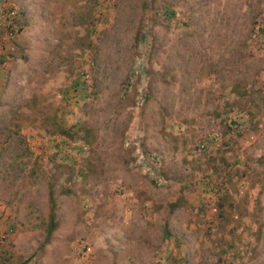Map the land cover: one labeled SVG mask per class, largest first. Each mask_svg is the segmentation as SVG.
<instances>
[{
	"label": "rangeland",
	"instance_id": "1",
	"mask_svg": "<svg viewBox=\"0 0 264 264\" xmlns=\"http://www.w3.org/2000/svg\"><path fill=\"white\" fill-rule=\"evenodd\" d=\"M1 254L264 264V0H0Z\"/></svg>",
	"mask_w": 264,
	"mask_h": 264
},
{
	"label": "trees",
	"instance_id": "2",
	"mask_svg": "<svg viewBox=\"0 0 264 264\" xmlns=\"http://www.w3.org/2000/svg\"><path fill=\"white\" fill-rule=\"evenodd\" d=\"M143 43H144V45H146V37H145V35L143 36ZM51 220L52 221H51L49 229H48V236L52 233V231L55 229V226H56L52 218H51ZM11 230H12V228H11Z\"/></svg>",
	"mask_w": 264,
	"mask_h": 264
},
{
	"label": "crops",
	"instance_id": "3",
	"mask_svg": "<svg viewBox=\"0 0 264 264\" xmlns=\"http://www.w3.org/2000/svg\"><path fill=\"white\" fill-rule=\"evenodd\" d=\"M2 256H4V255H3V254H1V256H0V264H1V262H3V259H1V258H2ZM4 264H10V261L4 262Z\"/></svg>",
	"mask_w": 264,
	"mask_h": 264
},
{
	"label": "built area",
	"instance_id": "4",
	"mask_svg": "<svg viewBox=\"0 0 264 264\" xmlns=\"http://www.w3.org/2000/svg\"><path fill=\"white\" fill-rule=\"evenodd\" d=\"M14 16V12H11V13H9V16ZM1 238H5V235L4 236H2Z\"/></svg>",
	"mask_w": 264,
	"mask_h": 264
}]
</instances>
